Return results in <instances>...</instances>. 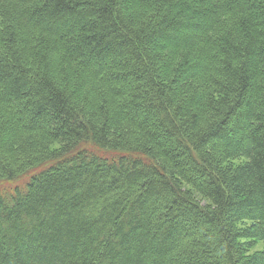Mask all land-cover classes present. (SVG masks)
<instances>
[{"label": "trees", "instance_id": "1", "mask_svg": "<svg viewBox=\"0 0 264 264\" xmlns=\"http://www.w3.org/2000/svg\"><path fill=\"white\" fill-rule=\"evenodd\" d=\"M0 264H264V0H0Z\"/></svg>", "mask_w": 264, "mask_h": 264}]
</instances>
